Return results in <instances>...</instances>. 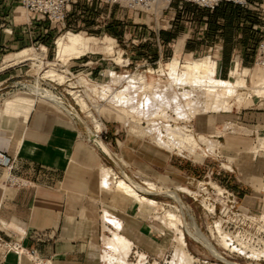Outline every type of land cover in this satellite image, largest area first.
<instances>
[{
    "label": "crops",
    "instance_id": "0c3cea01",
    "mask_svg": "<svg viewBox=\"0 0 264 264\" xmlns=\"http://www.w3.org/2000/svg\"><path fill=\"white\" fill-rule=\"evenodd\" d=\"M14 2L0 0V98H4L0 101V151L9 160H15L14 175L27 184L18 188L0 184V262L33 264L25 256L18 258L4 251L3 245L19 242L22 248L34 250L41 260L50 264H105L100 260L102 238L110 234L103 229L101 217L109 207L113 211L110 218L119 223L122 228L120 236L129 242L131 249L136 248L152 257L159 246L167 245L169 235L163 225L151 219V209L142 206L145 204L132 202L125 212L114 210L115 207L105 200L101 187L99 189L97 172L103 168L105 158L85 141L83 126L73 122L67 114L26 97L23 92L26 89L19 86L29 73L24 62L2 68L3 54H13L34 42L45 46L49 43L46 41L48 33H45L47 25L20 22L21 15H14L10 9ZM185 10L187 14L194 12L190 6H185ZM203 12H196L192 30L188 31L187 25L176 16L180 23L177 30L160 32L158 35L147 33L148 43L134 50L136 53L147 50L155 60L158 56L154 47L156 37L164 45L160 51L163 58L171 55V50L165 47L171 41L177 43L179 39H184L182 48L187 54L194 55L205 48L203 44L206 41H219L222 53L217 64V75L220 79H225L233 60L239 67L249 69L264 22L252 21L247 11L230 4H221L212 14L206 13V17H203ZM165 14L164 22L170 21L173 12ZM253 24H256V30L251 28ZM103 30L116 39L147 38L144 37L143 24L140 27L123 16L113 17ZM84 61L74 63L73 67H82ZM100 67L98 63L96 68L85 71L97 78L98 71L102 70ZM224 68L225 77H221ZM3 90L7 91L1 93ZM108 117L103 121L108 126L112 138L110 142L118 144L117 136L113 135V125L118 121L111 115ZM113 118L116 120L113 121ZM232 122L255 134L264 130V99H251L242 112L214 116L212 128L210 118L208 125L206 119H196L195 129L201 134H209L213 128L220 132L219 124ZM133 137L129 136L124 142L122 154L139 171L155 175L166 168L170 176H184L190 181L205 178L207 165L198 164L202 169L199 175L194 164L182 163L158 148L144 147L136 154L129 153L127 147ZM218 137L222 141L221 144L219 140L221 153L226 152L236 158L235 169L238 173L264 179V149L251 152L256 146L255 138L253 140L244 134L233 136L229 132ZM2 173L3 169L0 168V179ZM213 177L218 184L237 196L242 211L264 217V193L243 186L237 177ZM107 227L114 233L112 226Z\"/></svg>",
    "mask_w": 264,
    "mask_h": 264
},
{
    "label": "built area",
    "instance_id": "2783aa9c",
    "mask_svg": "<svg viewBox=\"0 0 264 264\" xmlns=\"http://www.w3.org/2000/svg\"><path fill=\"white\" fill-rule=\"evenodd\" d=\"M14 1L26 13L27 24L30 25L33 23L41 22L49 26L48 29L45 30L46 34L49 31H53L55 29L57 30V33H60L65 29H67L68 32H73V30H75L77 27L83 26L79 25V23H76V21H72V18L74 14H79L84 10H91L92 8H95L97 10L98 8L102 7H108L111 9L117 7L119 9L131 12L134 16L132 23L135 25H139L140 27L143 24V26H145L144 37L147 38L141 40L125 37L120 40L113 38L115 48H117V51H121V63L116 64L110 58L105 60L100 59L95 61L94 63L92 61H86L84 65H82L83 68H86V66L88 65L96 66L100 61L106 62L105 68L98 71L97 78H93L90 73H80V76H82L90 85L96 86L97 90L94 93L88 91V93H85L84 88H81V86H74V90L78 94L84 95L87 103L91 106L92 110H95V107H99L100 111L108 110L111 114L116 115L120 118V125L122 124L125 128H127V131L133 128H139L145 140H147L150 144L156 146V148L165 151L170 157H180L187 153L184 150L181 151L182 148L180 142H178V138H171L167 133V130H170L172 132L175 131L179 135L191 136V138L198 139L199 133L195 132L194 128L195 120L198 116H194L192 118L191 114L193 113L195 107L189 106V104L191 103L192 99L194 100V98L200 97L197 96V94L203 97L204 95H206V92L201 87L193 86L198 84L196 82H192L193 85L190 86L189 82H186V84H182L181 82H178V80H175L176 77L181 76L180 74L182 72V66L186 62H183L182 59H180V56L184 51V47L182 48V52L179 54V58H177L179 63V70L177 72V75H174L173 77L169 76L167 66L171 64L175 59L174 47L176 45V42L171 41L170 43L166 44L165 47L171 50V55L169 57L163 58L160 54V51L163 49L164 45L161 43L159 38L156 37L154 47L157 49L158 56L155 60H153L152 54L147 50L136 53L134 49L143 47L146 43H148L149 38L147 33L158 35L160 32H173L177 30L180 23L176 19V16H179L180 21L187 18L188 22L185 24L187 25V30L190 31L193 29L194 22L196 20V12L204 11L208 14H212L221 4H230L234 7L245 10L249 13V18L252 21L264 22V0ZM185 6H190L194 9V12L187 14ZM170 11L173 12L171 20L168 22H164V14ZM135 19H138V21H135ZM104 25L101 27V30H103ZM97 28H95L94 30H97ZM251 28L253 30H256V24H253ZM87 30L85 32H87ZM33 45L36 47L35 50H38L40 52H42L43 49L45 51L47 50V46L43 44L34 43ZM204 46L205 48L200 49L199 53L195 55H187L190 57V59H193L194 56L199 59L202 55L203 59L207 58L208 61L213 62L215 67L214 77L220 79L219 75H217V64L221 58L222 46L219 41H206L203 44V47ZM119 47H122V49H120ZM74 61H81V58ZM119 65L121 66L118 69ZM228 70L225 79L220 80H228ZM247 70L251 72L255 71L257 74L262 76L263 81L260 85L262 88H264V29L261 32V39L256 48L253 64ZM69 75L72 76V73L70 72ZM77 76L78 75L74 76V82L76 81ZM129 76L136 77L137 79L135 82L131 83L129 92L125 91L123 93V87L128 86L127 81H129ZM245 80H247V77L245 78ZM51 83L54 84V82ZM249 84L252 86L251 78H249ZM61 85L63 84H54L52 88L47 87L48 90H41L49 91L50 93L54 92L53 94L57 96L58 99H61L62 95H57L56 93L57 87L59 88ZM19 86L24 89H27V87H29V85L22 84H20ZM67 87H69L70 89V85L67 84ZM183 89H188L190 91V94L187 95L183 91ZM129 97L132 99L131 105L137 108L136 113L131 111V109H129V106L128 108H124L126 107L125 100ZM253 97L257 100H260V98L255 96H252L250 99H252ZM92 98L94 101L99 102L100 106H93ZM89 100L91 101V103L88 102ZM196 102H198V100H196ZM64 103L66 110L70 111V113L67 115L70 116L73 122L78 123L84 127L85 141L90 145L92 150L96 151L97 149V151H100L105 157H107L106 154L98 149L97 145L95 144V139H99L105 145L111 144L110 140L108 141V129L105 123L101 120L100 114H98V120L103 125V130L99 134H96L95 132H93V128L89 124H86V118L79 111L75 103L74 106L76 108L71 106L66 100L64 101ZM119 107L123 108L121 109ZM117 108L123 111H119V109L117 110ZM78 115L81 117L83 122L78 117ZM208 118L206 119V124ZM228 125L233 124L228 123ZM225 126H227V124ZM120 131V126L119 128H114L113 135L118 136L119 133H121ZM89 134H92L94 136L93 140L89 139ZM201 135L204 137V141L206 142V144L201 146V149L202 147L204 149L197 151L202 154L203 159H207L211 156L218 158L221 149L219 145L220 138L218 136L209 134ZM209 142H213L210 149L211 151H209L208 149ZM106 159H109V157H107ZM109 160L111 161V159ZM103 166L107 168L104 162ZM0 168L3 169V173L0 179L1 185L15 188L26 186L27 183L25 181L20 180L14 175V171L16 168L15 160H9L6 154L2 151H0ZM121 172L124 173L123 171H119V176L121 175ZM115 174L118 177L117 173ZM217 175H219L217 172H214L212 169H207L205 178L208 181L199 182L197 184V186L200 187V189L206 194H208V190H210L211 195L214 197H206L205 199H203L200 203L201 207L205 214L208 215V217L211 219V227L214 229V232L217 228L220 231L221 235L227 237V246H220L221 249L229 253L246 252L248 250V247H246L247 244H245L243 242V239H240V237H243V235L248 233L249 230L253 229L254 225L259 229L260 233L264 234V217L263 215L256 216L250 214L249 212L242 211L239 207L238 198L232 191L228 190L225 186L211 182V177ZM193 201H196V199H193ZM163 205L170 207V205L167 204ZM151 210L152 215L154 214V212L152 208ZM215 234L217 235L218 241L220 243L218 234ZM244 244L246 246H244ZM3 248L6 253H13L18 258L22 256L27 257L33 264H50L49 261L41 260L36 255V252L34 250H25L24 248H22L19 242H14L11 245H3ZM222 254L225 256L224 253ZM130 255L133 262H136L141 255L144 257L145 262H148L147 258L149 256L141 253L136 248L131 249ZM0 264H2V262H0Z\"/></svg>",
    "mask_w": 264,
    "mask_h": 264
},
{
    "label": "rangeland",
    "instance_id": "374dc122",
    "mask_svg": "<svg viewBox=\"0 0 264 264\" xmlns=\"http://www.w3.org/2000/svg\"><path fill=\"white\" fill-rule=\"evenodd\" d=\"M10 9H12V11L14 12V15H21V21L20 22H27V15L26 13L18 6V4L16 2H14L13 7H11ZM203 12V11H202ZM166 14H164L165 16ZM124 17L125 19L127 18V20L132 21L133 20V14L131 12H128L126 10L123 9H119V8H108V7H102V8H98L97 10L95 8H92L91 10H84L79 14H74L72 21H76V23H79V25H83L81 27H77L75 30H73V32H69L72 34H80V36H83L86 38L87 40V46H88V51L86 53V57H81V60H84V62L86 61H92L95 62L97 60L100 59H111L113 60L114 57H116L117 55L115 54V56H108L105 54V47L108 46L107 43H105L104 38L105 37H109L112 38L113 37L109 34H107L104 30H101V27L104 24H107L108 22H110L112 20L113 17ZM203 17H206V12H203ZM135 21H138V19H135ZM183 23H187V19H183L182 20ZM48 25L46 26V28L48 29ZM98 27V28H97ZM95 28H97V30H94ZM90 29V30H87ZM87 30V32H85ZM68 30H62L60 33H57V30H53V31H49L48 35H47V39L46 41H48V45H47V50L44 52H40L38 50H35V46L33 45L34 43H31L29 46H25L22 49L13 52L17 53L19 51H22L24 49H30L31 51H29V53L31 55L36 56V61L34 60V62L32 61H27L24 62L23 65L25 66V69L29 71L28 76H26L23 80V82L21 83L22 85H29L30 87H27L26 90H24L23 92L26 94V97L34 100L38 101L41 104H45L47 106H49L50 108H54V106H52L50 103H45L43 101H41L40 99L36 98L35 94H34V89H32V87H37L38 89H47V87H53L54 84H57V82L51 80L50 78H44L42 75L43 73L49 69V66L47 65V63H51L54 62V66L53 69L55 71H57L59 74H63V76L65 77L64 83H62L63 85H61L59 88L57 87L56 93L57 95L60 94L62 95V100H66L71 106H74V101L71 99V96H69V91L71 89H69V87H67V84H75L74 80V76L78 75L80 76V73H88L85 70H91V68H96L95 65H88V67L86 68H74L73 66L75 65L74 63L81 64V61H74L69 60L65 63L62 62H56L55 61V41L58 37L62 36L63 34L67 33ZM86 33V34H85ZM120 40V39H119ZM40 44V43H39ZM120 49H122V47H119ZM113 50L117 52V48H115V45L113 44ZM132 51V50H130ZM182 52V51H181ZM42 53L43 55V59L42 58H37L40 57V54ZM13 54H9V53H5L3 54L5 57H10ZM179 54L180 51L176 50V48L174 47V55H175V59L177 60V58H179ZM4 57V58H5ZM203 56L201 55L199 59H203ZM3 58V60H4ZM119 58H120V54H119ZM2 58H0L1 61ZM42 59V60H41ZM87 59V60H86ZM180 59H182V61H186V64H189L192 62V60L194 59H198L196 56L193 57V59H190V57L187 56V53L185 51L182 52V55L180 56ZM106 62L104 61H100L99 65L101 66L100 68L104 69ZM211 65L209 66L210 71L208 70L207 73H209V75H212L214 72L211 70H214V67H212V63L210 62ZM18 64V63H17ZM38 64V65H37ZM181 64V65H183ZM2 68L4 67H8V65H3V61L1 63ZM183 65V66H184ZM121 65L118 66V69ZM132 66V63H131ZM73 67V68H72ZM113 67V66H112ZM1 68V66H0ZM241 68V67H240ZM84 71V72H83ZM225 71L226 68H224L221 71V77H225ZM72 73V76L69 75V73ZM213 72V73H211ZM184 73V70H183ZM256 75V76H255ZM260 77L259 74H257L255 71L251 72L248 70L247 72V80H246V86L248 89L253 88V77ZM77 76V77H78ZM82 77V76H81ZM257 77V78H258ZM178 79L182 78L177 77ZM249 78H251V84L252 86L249 84ZM253 78V79H252ZM198 79V78H197ZM67 81V82H66ZM51 82H54L51 83ZM66 82V83H65ZM74 82V83H73ZM192 82H195L194 79L190 80V84H192ZM32 86V87H31ZM18 88H16V90H18ZM29 89L32 91V95L30 94ZM7 90H3L1 93L6 92ZM22 92V91H21ZM49 92V91H47ZM50 93V92H49ZM54 93V92H53ZM53 93H51V95H53L55 98V101H58L59 103H61L63 105V107H65V103L57 98V96H55ZM88 93V92H87ZM34 95V96H33ZM198 98H194V101L198 100V103H202L203 101H205L206 98H208V95H204V99L203 97H201V95ZM91 98V97H90ZM89 98V99H90ZM4 99L3 97L0 98V101ZM196 99V100H195ZM252 99H255L254 97ZM250 98L247 99L244 103H235L234 106L231 108V115H233L234 113H238V112H242L244 110V108H247L248 104L250 103ZM257 100V99H255ZM260 100H263L260 98ZM3 101V100H2ZM193 101V99H192ZM258 101V100H257ZM88 102L91 103V101L89 100ZM92 105L93 106H100L99 102H96L93 100L92 98ZM88 106H90L88 104ZM189 106H194L195 105H191L189 104ZM193 107V108H194ZM239 108V109H234V108ZM66 108V107H65ZM76 108V107H75ZM91 108V107H90ZM196 108V107H195ZM195 108L193 110V112L195 111ZM56 109V108H54ZM105 109V108H103ZM131 111H135L136 108H134L133 106L131 108ZM219 109H216V114H212L210 112L206 113V114H201L199 115L196 119L197 120H205L208 117H214L216 115H228L229 113H224L221 111H218ZM59 111V110H58ZM218 111V112H217ZM93 112V110H92ZM223 113V114H222ZM191 114V113H190ZM108 115L115 117L118 121V123L114 124L113 126L115 128H119L121 129V133H119V135L117 136L119 143L115 144V142L109 145H106V147L114 154L116 155V158L110 161L109 159H106L107 157H105L100 151H96L98 152L99 155L103 156L105 158L104 164L106 165L107 168H105L104 166H101L105 169L104 174L106 175V178L108 180V182L110 183V186H113V183L118 180L121 179V176L125 173V175H127L134 183L141 185V186H148L150 185L151 189L150 192H152L151 195L145 196L146 198L153 200L157 203H159L162 206V213L157 216L158 218H156L154 215L152 216V220L157 221L158 223H161L165 229V224L161 222V218H162V214L166 211L168 214L170 215H176L175 217H178L179 219V211L178 209L179 204L173 202V200H171L170 198H167L166 196V192H174L176 193V195L179 197L180 200V205L183 208V212L184 216H183V221L186 223H189L190 221L193 220V222L195 223V225L197 226L198 230L205 235L207 238L210 239L211 235L213 236L214 233V238L212 239V241L210 240L211 244L213 245V247L218 251V252H222L225 254V257L232 262H237L240 264H264V248H263V243H264V234L259 232V229L254 225L253 229L249 230L248 233H246L245 235H243V237H240V239H243V242L245 244H247V246L244 244V246L248 247V250L246 252H225L221 249V245L218 241L217 235L214 232V229L211 227V219L208 217V215L205 214V212L203 211L202 207H201V201L203 199L207 198H214L211 195V191L208 190V194L204 193V191H202L200 189V187L197 186V184L199 182H204V181H208L206 178L203 179H198L196 181H190L187 180L184 176L180 177V176H170V173L168 171H166V168L161 169L157 174L155 175H151L148 174L147 172H143V171H139L137 168H135L134 166H132L131 162L128 161V159L125 157V155L122 154V149H123V144L125 141L128 140L129 136H134L132 142L130 143L129 148L130 152L132 154H136L141 148H153V149H157L156 146H154L153 144H150L147 140H145V138L143 137L141 130H139V128H133L135 131L134 135H131L129 133V131H127V128H125L122 124L120 125V118L116 115L111 114L108 110H101L100 111V117L101 120L103 121L104 119L109 118ZM84 116V115H83ZM96 116V115H95ZM192 116V115H191ZM85 117V116H84ZM194 117V116H193ZM192 117V118H193ZM86 118V117H85ZM113 118L115 121L116 119ZM87 119V118H86ZM88 119L86 120V124L91 125L89 122H87ZM196 121V120H195ZM104 122V121H103ZM224 123V122H223ZM219 124L221 125V127L218 130H221L220 132L216 131V128H213V131L211 133H209V135H213V136H223L224 134L228 133L229 131L225 130V128L227 126H225L226 124L228 125V123L226 124ZM231 124H233V130H237L234 132H229L231 133V135H237V134H244L246 136H249L248 138H252L254 140L255 138V133L248 131L246 129V127H244L245 129L242 128V126L240 125H236L234 122H232ZM106 125V124H105ZM112 126V128H113ZM232 126V125H231ZM129 127V126H128ZM214 127V126H213ZM108 128V126H107ZM126 130H125V129ZM195 128V125H194ZM240 129V130H239ZM138 132V133H137ZM195 132L199 133L198 131ZM109 134V138L108 141L111 140V135L110 132L108 131ZM200 134V133H199ZM83 135H84V127H83ZM221 144L222 141L220 140ZM213 144V142H209L208 146H209V151H211V145ZM215 145V143H214ZM220 145V143H219ZM222 146V145H221ZM202 149H204L202 147ZM198 154H200V157H191L187 154H184L180 157H172L173 159H177L179 161H181L182 163H186V164H194V166H196L195 168H197L199 175L202 172V169H200V167H198L200 163H203V165H207L208 169H212L214 172H217L219 175L217 177V179H221V177L223 175H230L232 177H237V179L240 181V184H242L243 186H250L253 187L254 189L260 191L261 193H264V179H259V178H253V177H248V176H242L240 173H238L235 169V162H236V158H232L229 154H225L226 152L221 153V149H220V155L218 158H215L214 156H211L207 159H203V156L200 152L196 151ZM227 153H229V151H227ZM118 157L121 158V160L123 161H118ZM101 168V169H103ZM109 168H111L113 170V172L117 173L118 178L116 177H112L113 172L109 171ZM119 171H123L124 173L121 172V175L119 176ZM116 175V174H115ZM197 176V175H196ZM98 177V175H97ZM99 180V177H98ZM217 180H215V177H211V182L212 183H216L218 184V182H216ZM236 182V181H235ZM100 183V180H99ZM213 185V184H212ZM180 188V189H179ZM178 189L181 191V189H183L184 191L187 190L189 191L188 194L186 193H181L178 191ZM105 196V200L111 204L112 202V195L107 194V193H102ZM193 199H196V201H193ZM113 203V202H112ZM135 203V202H134ZM114 204V203H113ZM125 204V203H124ZM163 204H167L170 205V207L164 206ZM142 206H148V205H142ZM109 207V206H108ZM129 206H125L122 207L124 208V212L126 211V208H128ZM111 207H109L106 210L107 216H106V220L103 219V215L101 217L102 223H103V229L108 231L111 234H117L120 235L121 230L122 229L119 225V223L115 220H112V218H110V216L112 217V210H109ZM118 205H116L115 209L116 211H118V209H121ZM149 208V206H148ZM151 209V208H150ZM153 209V208H152ZM110 211V212H109ZM112 211V212H111ZM119 212V211H118ZM152 212V210H151ZM178 213V214H177ZM104 214V213H103ZM192 219V220H191ZM157 224V223H156ZM112 226L113 229H115L114 233L113 230L111 231L107 226ZM182 229V228H180ZM183 231V236H184V241H185V251L186 255H187V260L189 261L190 264H219L213 257L210 256V254L199 244L195 243L193 240H191L186 232L185 229H182ZM118 232V233H117ZM120 232V233H119ZM168 235L169 237L167 238L169 242H167V245H162L159 246L158 250L156 251L157 253L153 254L152 257H148L147 258V263L144 261V264H169V262L171 261V256H172V243L170 242L169 238L172 239L173 238V234H171L170 231H168ZM130 247V252L128 254V256L126 257V263H134L131 260V246ZM249 249L251 250H256L255 252H259V256L258 257H253L251 255V253L249 252ZM263 252H262V250ZM259 250V251H258ZM104 250L102 249V253L100 254V260L105 263V264H119V262L116 260V256H113L112 258H110L108 261L104 260L105 259V255L103 254ZM189 255V256H188Z\"/></svg>",
    "mask_w": 264,
    "mask_h": 264
},
{
    "label": "bare ground",
    "instance_id": "6f19581e",
    "mask_svg": "<svg viewBox=\"0 0 264 264\" xmlns=\"http://www.w3.org/2000/svg\"><path fill=\"white\" fill-rule=\"evenodd\" d=\"M104 41L105 43L108 44V46L105 47V54L108 56H115L116 54L117 56L113 58V61L116 64H120L121 59L119 58V54L121 53V51L116 52L113 50V44H114L113 39L109 37H105ZM183 43H184V39L178 40V42L176 43L177 51L178 50L181 51ZM54 45L56 50L54 59L56 62L65 63L71 59L72 60L79 59L85 56L88 51L86 38L80 36V34H72L69 32L58 37ZM29 51L31 50L24 49L22 51L14 53L10 57H5L3 60V65H8L10 67L11 65L17 63H22L27 61L34 62V60L36 61V56L31 55ZM43 51L45 50L43 49ZM37 58L43 59L44 57L41 53L40 57ZM210 62L211 61H208L207 58L192 60L191 63L182 66V72L180 74L182 78L181 79L180 78L178 79L177 77L175 78L176 81L178 80V82H181L182 84H186V82H189L190 86L193 85L190 84V80L194 79V81L198 84L193 86L201 87L208 95V98H206L205 101H203L201 104L194 100L191 101L190 104L191 105L193 104L196 107L195 111L192 113L193 115L191 114L192 117L199 116L201 114H206L208 112L212 114H216L217 108L219 109L218 111L228 113L231 111V108L234 106L235 103H239V104L244 103L247 99L251 98L252 96L258 98H264V88H262L260 85L262 84L263 81L262 76L259 75L260 77H258L257 75L258 77L257 78L255 77L256 76L255 75L253 77L254 79L252 78L253 88L248 89L245 83L246 82L245 78L247 77L246 75L248 70L246 68H240L235 60H233L230 64L228 70V80H220L214 77V73H215L214 63H212L213 64L212 67H214V70H211L214 73L211 72L213 74L209 75V73L207 72L208 70L210 71L211 69L209 67L211 65ZM54 64H55L54 62L47 63L49 69H47L42 76L44 78H50L51 80L57 82V84H62L64 83L65 77L63 76V74L61 75L53 69ZM167 70L169 76L173 77L174 75H177V72L179 70L178 60L174 59L172 63L167 66ZM136 79H137L136 77H130V76L128 77L129 80L127 81L128 86L123 87L122 89L123 93L125 91L129 92L131 83L135 82ZM74 86H81V88L83 87L85 93H87V91L94 93L96 92L97 87L94 85H90L83 77L78 76L76 77L75 84H70L71 90L69 91V95L71 96L75 105L78 107L79 111L88 119L87 122L91 124L90 126L93 128L94 130L93 132L99 134L103 130V125L98 120V114H100L99 107H95V110H93L92 112V109L90 108L91 106H88V103L84 95L78 94L74 90ZM32 89H34L33 92L35 96L41 101L50 103L52 106H54V108L63 112L64 114L70 113L69 110H66V108L63 107V105L61 104L62 102L59 103L58 101L54 100L55 97L51 95V93L40 90L37 87H32ZM29 91L31 94L32 91L30 89ZM183 91L187 95L190 94V91L188 89L187 90L183 89ZM60 100L61 99H59V101ZM131 101L132 99L130 97L126 98L125 100L126 107L124 108H128V106L129 108H131L132 107ZM119 108L122 109L123 107H119ZM119 108H117V110ZM119 111H123V110L119 109ZM135 111L137 112V108L135 109ZM212 123H213V116L210 117L211 128H212L211 125ZM234 128L231 125H227L225 130L229 132L237 131V130H233ZM133 130L134 129L129 130V133L131 135L135 134V131ZM167 133L171 138L174 137L178 138V142H180L182 148L181 151L184 150L189 156L194 158L201 156L196 152L197 150H202L201 146L206 144V142L204 141V137L201 135V133L199 134L198 139L191 138V136L179 135L175 131L172 132L170 130H167ZM255 140H256V146L251 149L252 153L264 149V130H260L256 133ZM95 144L97 145L98 149H100L103 153L106 154L107 157H109V159H112V157L113 159L116 158V155H113L112 152L106 147V145L102 141H100L99 139H95ZM118 161H122L121 158L118 157ZM104 171L105 169L103 168L98 170L97 172V175L100 180L99 189L101 187L100 191L102 193H107L112 195V202L114 204L111 202V205L113 207H116V205H118L120 208H122L129 205L132 202H136L139 205L145 204L153 208L154 214L152 215H154L156 218H158L157 216H159L162 213V206L160 204L145 197L152 194V192H150V190H152L150 185L148 186L145 185L144 187L138 185L134 183L127 175L123 174L121 176V179L116 180L113 183V186H110V183L108 182L106 175L104 174ZM109 171L113 172L111 169H109ZM113 174L114 175H112V177L118 178L114 172ZM179 189L178 191L182 193L184 192L188 194L189 192L187 190L184 191L183 189H181L180 191ZM166 196L167 198H170L174 202L178 203L180 207L178 209L179 219L178 217H175L176 215H170L166 211L162 214L163 216L161 218V222L165 224L164 225L165 229L167 231H170L171 234H173V238L171 239L172 256L169 264H190L189 261L187 260V255H186L187 251L185 250L186 245H185L182 229H185L189 238L193 240L195 243L201 245L210 254V256L213 257L219 264H240L237 262L229 261L222 253L218 252L213 247L210 240L212 241V239L215 237L214 233L213 236L211 235L209 239L198 230L197 226L195 225L192 219H191L192 221H190L189 223L183 221V216L185 212H183L184 210L180 205V200L179 197L176 195V193L166 192ZM123 209L124 208H122V211ZM103 213H104L103 219L106 220V216H107L106 210H104ZM215 233H217L220 238V245L226 247L227 237L221 235L220 231L217 228L215 230ZM109 234L110 235L108 237L102 238V249L104 250L103 254L106 256L104 260L108 261L113 256H116V260L119 262V264H128L126 263L125 259L130 252L129 242H127L126 239H124L120 235L111 234V233ZM263 248H264V243H263ZM255 251L249 249V252L253 257H258L260 253ZM144 261H145L144 257L141 255L136 262L129 264H144Z\"/></svg>",
    "mask_w": 264,
    "mask_h": 264
},
{
    "label": "water",
    "instance_id": "95a60500",
    "mask_svg": "<svg viewBox=\"0 0 264 264\" xmlns=\"http://www.w3.org/2000/svg\"><path fill=\"white\" fill-rule=\"evenodd\" d=\"M78 117L81 119V117L78 115ZM82 120V119H81ZM82 122H83V120H82ZM89 139L90 140H93L94 139V136L92 135V134H89ZM111 161H113L112 159H111Z\"/></svg>",
    "mask_w": 264,
    "mask_h": 264
}]
</instances>
